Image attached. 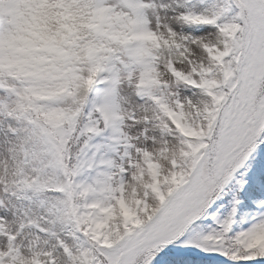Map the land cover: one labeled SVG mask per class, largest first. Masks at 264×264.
<instances>
[{"label": "snow or ice", "instance_id": "6c2138e0", "mask_svg": "<svg viewBox=\"0 0 264 264\" xmlns=\"http://www.w3.org/2000/svg\"><path fill=\"white\" fill-rule=\"evenodd\" d=\"M0 264H264V0H0Z\"/></svg>", "mask_w": 264, "mask_h": 264}]
</instances>
